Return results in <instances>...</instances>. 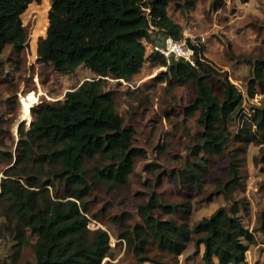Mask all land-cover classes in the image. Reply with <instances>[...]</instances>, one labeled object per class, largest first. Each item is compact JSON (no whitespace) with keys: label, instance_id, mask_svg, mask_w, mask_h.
<instances>
[{"label":"trees","instance_id":"trees-1","mask_svg":"<svg viewBox=\"0 0 264 264\" xmlns=\"http://www.w3.org/2000/svg\"><path fill=\"white\" fill-rule=\"evenodd\" d=\"M32 1L41 0H0V52L6 45L23 48L26 33L21 14ZM170 1L50 0L45 35L37 40V61L64 74L83 64L95 76L67 90L62 99L31 106L30 125L20 123L17 128L15 154L0 152L8 163L0 169V210L8 221L15 256L28 233L35 237L34 261L29 264H101L110 254L108 232L89 229L83 199L99 182L110 188L125 186L135 159L145 157L146 151L133 146L134 130L124 125L112 92L101 82L106 77L129 80L146 60V44H153L157 36L182 37L180 25L167 13ZM173 1L185 11L196 0ZM224 2L211 0V6L218 9ZM202 51V46L195 47L194 65L183 58L167 61L158 52L148 54V59L165 67L161 73L169 84L194 85V96L183 113L188 117L197 113L201 130L193 136L191 158L176 173L178 180L199 191L207 173L206 156L223 155L227 179L219 181L207 198L222 194L230 200L240 185L246 144L261 145L264 162V105L251 106V113L239 122L243 93L226 71L210 65ZM263 90L264 59L257 58L251 63L246 91L252 97ZM235 123L237 129L231 131ZM88 159L95 161L90 168ZM155 208L180 209L183 220L159 219ZM238 209L236 204L219 206L190 228L186 202L162 204L152 194L138 205L141 223L127 224L125 212L113 221L122 228L119 238L134 253L143 254L141 261L152 259L145 252L152 243L177 256L193 239L197 250L203 246L204 264H246L245 252L255 238ZM258 221L264 233V208Z\"/></svg>","mask_w":264,"mask_h":264},{"label":"rangeland","instance_id":"rangeland-1","mask_svg":"<svg viewBox=\"0 0 264 264\" xmlns=\"http://www.w3.org/2000/svg\"><path fill=\"white\" fill-rule=\"evenodd\" d=\"M49 7L50 0L32 1L21 14L25 42H30L29 49L25 45L19 50L6 45L0 52V152L15 154L17 128L20 123L27 128L32 119L31 113L28 118L22 117L21 97L30 96L31 106L62 99L67 90L95 76L83 64L64 74L37 61V40L45 35ZM167 13L180 25L181 39H198L199 46L203 47V56L210 65L226 71L229 80L243 93L239 122L243 115L251 113V106L264 105V90L257 91L252 97L246 91L251 63L257 58L264 59V0H225L218 9L212 8L211 0H196L194 7L185 11L178 1L171 0ZM158 39L159 36L155 38ZM150 53V44L147 43L146 60L129 80L106 77L101 82L104 89L112 92L115 109L123 117L124 125L133 128V146L146 151L145 157L135 159L125 186L110 188L99 182L83 199L88 208L89 229L101 228L108 232L110 254L103 258L101 264H204L203 247L200 245L197 250L193 239L177 256L160 250L152 243L145 249L152 259L141 261L139 257L143 254L134 253L126 241L119 238L122 228L114 223L113 217L125 212L129 215L127 224L141 223L138 205L146 202L152 194L162 204L186 202L190 228L217 207L230 208L236 204L239 208L237 214L255 238L245 252L246 264H264V233L258 229V216L264 208L261 145L246 144L241 155L240 185L234 188L230 200L222 194L207 198L219 181L227 179V160L223 155L206 156L207 173L202 189L198 191L187 182L181 183L176 173L191 158L193 136L201 130L196 120L197 113L191 117L183 113V107L194 96V85L189 81L169 84L161 73L165 67L152 65L148 59ZM237 126L232 124L231 131H235ZM94 163L92 159L86 160L87 168ZM6 166L7 161L0 156V169ZM153 212L159 219L179 222L184 216L180 209L164 212L155 208ZM34 239V235L28 233L15 256L8 221L0 210V264L32 263Z\"/></svg>","mask_w":264,"mask_h":264},{"label":"built area","instance_id":"built-area-1","mask_svg":"<svg viewBox=\"0 0 264 264\" xmlns=\"http://www.w3.org/2000/svg\"><path fill=\"white\" fill-rule=\"evenodd\" d=\"M200 41L196 38L189 37L188 39H174L166 35L160 37L159 40L150 44L151 52H158L163 55L167 61L170 58H183L190 64H195V47L199 46Z\"/></svg>","mask_w":264,"mask_h":264},{"label":"bare ground","instance_id":"bare-ground-1","mask_svg":"<svg viewBox=\"0 0 264 264\" xmlns=\"http://www.w3.org/2000/svg\"><path fill=\"white\" fill-rule=\"evenodd\" d=\"M22 102V117L28 118L30 116V106L32 105V98L30 96L21 97Z\"/></svg>","mask_w":264,"mask_h":264},{"label":"water","instance_id":"water-1","mask_svg":"<svg viewBox=\"0 0 264 264\" xmlns=\"http://www.w3.org/2000/svg\"><path fill=\"white\" fill-rule=\"evenodd\" d=\"M24 45L29 49L30 42H29V41H26V42L24 43ZM98 77H100V76H98ZM30 122H31V121H30ZM30 122H29V125H30Z\"/></svg>","mask_w":264,"mask_h":264},{"label":"crops","instance_id":"crops-1","mask_svg":"<svg viewBox=\"0 0 264 264\" xmlns=\"http://www.w3.org/2000/svg\"><path fill=\"white\" fill-rule=\"evenodd\" d=\"M203 247V246H202ZM203 249V248H202ZM247 250H249V248L247 249Z\"/></svg>","mask_w":264,"mask_h":264}]
</instances>
